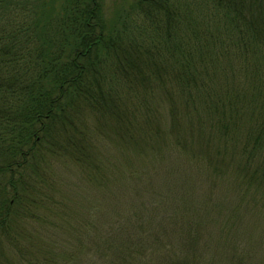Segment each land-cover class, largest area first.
Here are the masks:
<instances>
[{"label": "trees", "instance_id": "1", "mask_svg": "<svg viewBox=\"0 0 264 264\" xmlns=\"http://www.w3.org/2000/svg\"><path fill=\"white\" fill-rule=\"evenodd\" d=\"M108 1L0 0V264L90 258L92 222L78 235L37 214L59 166L122 194L158 178L169 187L152 196L182 193L160 216L174 227L200 185L246 202L264 230V0ZM98 241L102 264L144 249L125 235L115 260Z\"/></svg>", "mask_w": 264, "mask_h": 264}, {"label": "rangeland", "instance_id": "2", "mask_svg": "<svg viewBox=\"0 0 264 264\" xmlns=\"http://www.w3.org/2000/svg\"><path fill=\"white\" fill-rule=\"evenodd\" d=\"M116 1L121 0H109L108 6H113ZM123 163L124 166L128 165ZM57 168L59 169L51 170L52 181L50 188L46 189L51 200L37 214L48 222L54 220L58 223L61 216L71 219L74 225L72 231L78 235L82 233L81 227L86 221L93 223L89 242L92 254L85 264H102L101 252L106 246L100 244L98 238L105 239L107 235L110 238L108 252L115 260H119L120 252L124 251L121 241L125 235L143 244L144 249L136 256L135 264H171L172 261L198 264V260L199 264H264V230L251 226L262 219L250 212L245 213L246 202L239 203L233 196L228 198L214 195L210 198L209 191L199 185L195 195L189 192L191 199L187 205L183 204L186 209H180L184 211L185 218L174 227L166 220L162 222L160 216L166 214L170 204L180 203L182 193H169L159 197L157 192L152 196L154 192L150 191L149 185L160 186L164 192L169 187L158 178L151 176L137 180L138 183H127L130 189L125 188L126 193L122 194V181L112 184L104 191L88 184L81 170L72 173V169L60 166ZM122 171L126 172L127 168L122 167ZM105 201L106 204H103ZM100 204L102 207L98 209ZM235 210H240V214L244 215V221L238 228L232 226L235 220L228 223ZM200 221L204 225H201V240L194 245L189 236ZM123 222L126 226L124 237L121 230ZM163 223L173 228H167ZM160 229L167 230L160 234ZM72 231L65 230L63 233L72 234Z\"/></svg>", "mask_w": 264, "mask_h": 264}]
</instances>
